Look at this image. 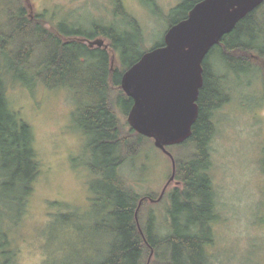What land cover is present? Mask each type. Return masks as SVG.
I'll list each match as a JSON object with an SVG mask.
<instances>
[{"label": "trees", "instance_id": "trees-1", "mask_svg": "<svg viewBox=\"0 0 264 264\" xmlns=\"http://www.w3.org/2000/svg\"><path fill=\"white\" fill-rule=\"evenodd\" d=\"M197 1L186 0L174 6L172 12L181 17L171 25L187 18ZM0 4V53L6 60L5 68L0 67V257H7L0 264H15L16 249L9 250L4 223L8 220L13 231L21 225L41 172L32 127L8 99L9 81L66 87L77 95L73 115L89 136L93 157L89 166L95 175L94 205L88 214L97 219L93 228L104 233L108 245L88 264H210L208 247L214 239L217 218L208 172L209 143L215 132L212 111L223 101L222 89L229 72L241 78L243 73L255 71L264 78V2L224 35L204 61L199 116L192 135L176 144L186 155L172 153L175 179L180 184L168 193L165 232L159 230L153 209L146 219L143 216L155 195L139 193L122 172L128 160L154 141L120 116H128L133 105L121 79L144 53L130 59L132 50L144 45L140 22L127 13L120 0L116 4L117 19L109 26L95 25L92 31L63 22L54 24L43 13L32 14L24 0H0ZM120 18L126 28L119 26ZM99 36L109 42L95 43ZM217 54L219 64L226 68L224 74L215 73L210 63ZM63 217L72 220L69 213Z\"/></svg>", "mask_w": 264, "mask_h": 264}, {"label": "rangeland", "instance_id": "rangeland-1", "mask_svg": "<svg viewBox=\"0 0 264 264\" xmlns=\"http://www.w3.org/2000/svg\"><path fill=\"white\" fill-rule=\"evenodd\" d=\"M24 1L32 14L43 13L54 24L63 22L88 31L95 25L109 26L117 19V0ZM120 1L142 26L144 45L130 53V59H136L164 41L172 22L181 17L172 12L173 7L186 0ZM2 10L0 4V13ZM122 20L119 19V26L126 28ZM96 39L109 42L101 36ZM219 58L218 54L213 55L210 63L215 73L224 74L226 68L219 64ZM5 62L0 53L1 69ZM114 66H119L117 58ZM229 75L222 89L223 101L212 111L215 132L209 143L208 172L215 191L217 218L214 239L208 247L209 260L210 264H264V78L255 71L245 72L241 78L233 72ZM7 94L11 107L31 125L41 162L21 225L13 231L8 220L4 223L9 250L16 249L14 263L88 264L96 260L97 252L108 245L104 233L93 228L97 219L88 214L94 205L95 175L89 166L93 162L89 136L82 132L73 115L76 93L41 82L31 86L9 81ZM120 116L128 122L127 116ZM169 149L174 154L184 151L177 145ZM172 171L171 157L152 140L122 167L139 193L155 195L143 216L146 219L153 209L158 228L164 232L168 193L178 186L176 181L169 184L166 196L160 200L158 197ZM68 213L72 220L65 221L63 214ZM6 258L1 255L0 263Z\"/></svg>", "mask_w": 264, "mask_h": 264}, {"label": "water", "instance_id": "water-1", "mask_svg": "<svg viewBox=\"0 0 264 264\" xmlns=\"http://www.w3.org/2000/svg\"><path fill=\"white\" fill-rule=\"evenodd\" d=\"M264 0H199L187 18L171 25L164 44L147 50L122 75L121 85L133 99L127 120L173 163L169 184L175 180L176 160L169 146L191 135L199 116L198 98L204 84V61L222 37ZM95 43L103 45V40ZM154 200V199H152Z\"/></svg>", "mask_w": 264, "mask_h": 264}, {"label": "flooded vegetation", "instance_id": "flooded-vegetation-1", "mask_svg": "<svg viewBox=\"0 0 264 264\" xmlns=\"http://www.w3.org/2000/svg\"><path fill=\"white\" fill-rule=\"evenodd\" d=\"M97 40H101V39H96V41H97ZM94 41H95V40H94ZM94 41H90V42H94ZM103 44L106 45V43H103ZM175 181H176L177 185L180 184V182H179L178 180L175 179ZM167 188H168V187H167ZM151 200H152V199H151Z\"/></svg>", "mask_w": 264, "mask_h": 264}]
</instances>
